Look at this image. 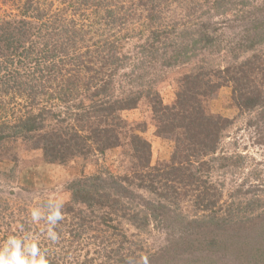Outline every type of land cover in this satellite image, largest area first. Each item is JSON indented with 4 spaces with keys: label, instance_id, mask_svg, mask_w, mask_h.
I'll return each mask as SVG.
<instances>
[{
    "label": "trees",
    "instance_id": "obj_1",
    "mask_svg": "<svg viewBox=\"0 0 264 264\" xmlns=\"http://www.w3.org/2000/svg\"><path fill=\"white\" fill-rule=\"evenodd\" d=\"M54 1L23 0L19 18L0 15V143L39 136L43 156L59 162L120 145L135 159L131 175L106 170L68 184L73 206L55 228L59 236L68 235L70 245L74 242L67 253H80L76 247L87 234L92 254L103 259L99 264H138V253H123L152 225L167 243L146 252L147 264H189L186 256L198 257L191 264H205L206 251L217 248L232 249L237 264H264L260 198H243L234 208L211 179L214 170L226 173L235 158L219 152L230 119L209 110L219 89L230 85L239 111L264 118V7L240 20L239 42L231 47L224 44L232 43L223 31L225 21L213 18L226 15L225 3L232 1L231 7L234 0H189V11L198 18L188 23L167 19L176 0H147L148 8L139 2L146 28L136 38L137 50L123 53L118 45L126 36L116 39L104 32L128 22L129 10L120 17L113 8L123 10L129 0H59L62 6L52 9ZM235 4L248 5L246 0ZM92 30L96 36L86 37ZM203 54L221 55L224 61L199 58ZM191 61L176 80L174 99L164 102L152 70ZM139 64L148 70L139 73ZM128 110H138L142 122L128 121L123 115ZM150 126L175 144L165 164L152 166L150 143L131 131ZM124 223L136 233L127 234ZM41 250L48 264H67L58 250Z\"/></svg>",
    "mask_w": 264,
    "mask_h": 264
},
{
    "label": "rangeland",
    "instance_id": "obj_2",
    "mask_svg": "<svg viewBox=\"0 0 264 264\" xmlns=\"http://www.w3.org/2000/svg\"><path fill=\"white\" fill-rule=\"evenodd\" d=\"M120 1V0H119ZM118 1V2H119ZM130 2L126 5L123 10L111 7L116 16H126V13H130V16H126L128 22L119 27H112L107 29L104 34L110 33L114 35L116 39H121L122 36H126V40L119 42V51L122 48L123 53H129L137 50L135 44H137L136 38L140 32H144V15L143 6L139 2L145 4V8H148L149 2L147 0H129ZM23 0H15L8 2L6 0H0V15L4 18H19V4ZM124 0L121 1V3ZM232 1H230L231 3ZM120 3V4H121ZM229 3V4H230ZM247 6L240 7L239 4H235L229 7V4L225 3L226 8H230L226 15H217L213 18V21L221 22L226 27L225 36L232 40V43H225L227 46H235L239 40L238 36L235 35L239 32L240 20H248L244 16H249L254 8L264 7V0H246ZM117 4V2H116ZM136 4V5H135ZM59 0L54 1L52 4L53 8L61 7ZM132 8L131 10L129 8ZM170 4L168 5V8ZM192 4L189 0H176L171 4L170 10L167 13V19L174 22H195L194 16L191 11ZM235 8V10H233ZM198 9V8H196ZM220 9H225L224 4ZM246 11V12H243ZM251 11V12H248ZM238 12V13H237ZM264 14V13H263ZM71 16V14L69 15ZM256 17V16H255ZM75 18H78L75 16ZM249 19V20H250ZM223 26V25H222ZM88 27V25H87ZM86 27V28H87ZM90 28V25H89ZM103 28V25L101 26ZM96 33L92 30L86 37H95ZM121 37V38H120ZM180 41V39H179ZM177 42V41H175ZM223 53V52H222ZM221 53V54H222ZM247 54H242L246 56ZM199 58L208 61H224V56L213 55H201ZM160 60V59H158ZM223 64V63H222ZM193 65V61L185 65H177L171 68L161 70V66L158 64L156 68L152 70L154 76V87L161 94L164 102H171L175 97L177 91L176 80L178 76L189 70ZM140 67L138 71L142 73L147 71L146 65H137ZM159 66V67H158ZM161 70V71H160ZM128 72V69L124 70ZM160 71V72H159ZM150 72V71H149ZM235 101L231 98V86H223L219 89L216 97L209 102V110L212 113L221 114L222 116L229 118L230 123L219 141V152L222 154L234 156V165L228 166L226 173L216 172L212 174L214 183H217L222 193V200L229 203L234 201L233 207L236 208V204L241 200L243 204V198L246 199L253 197V199L260 198V208H264V118L260 115L259 120L258 112H243L237 109ZM124 117L133 122H142V114L138 110H128L123 113ZM47 123H52L47 120ZM127 128L126 131H128ZM134 129V130H132ZM131 131L139 134L140 137L146 139L151 145V165L156 166L157 164H165L171 158V153L174 148V142L165 137H159L154 134V127H148L145 131L135 129L132 127ZM124 149L120 148V145L112 150H106L104 153L90 152L84 155H75L64 162L49 161L47 160L41 150L40 137H35L34 140H24L20 137L12 138L7 141L0 143V244H2L9 235L23 236L25 233L32 234L33 237L37 238L41 249H56L60 255L67 256V264H89L88 259L93 258L95 263L102 262V257L96 254H92L93 247L88 245V241L82 234L81 242L82 245L77 246V250L80 253L72 252L69 255L66 250L69 249L71 242L68 235L64 232L63 235L59 236L60 239L52 243L46 236V232L41 231L45 227L44 222L34 223L31 220L30 209L33 207L41 206L49 197H57L62 200L64 210L72 208V194L68 188V184L71 181L76 180L82 176H90L100 171H110L115 176L120 175H131V166L134 162V157L130 152L126 153ZM241 189L240 193H237V189ZM133 194L138 196L139 193L146 196V193L141 190L130 188ZM232 194H236L233 197ZM131 199L136 200L133 196ZM127 199H125L126 202ZM137 200L139 198L137 197ZM257 202V201H255ZM124 205H127L124 203ZM171 205V204H170ZM173 205V204H172ZM171 205V206H172ZM75 207V206H74ZM76 207H79L76 205ZM173 207V206H172ZM245 206H242L244 208ZM254 208H257L255 206ZM128 209V208H126ZM255 210L256 212L259 211ZM65 215L63 214V217ZM67 218V217H66ZM126 222V221H124ZM33 223L32 228L30 224ZM127 223V222H126ZM35 224V225H34ZM129 224V223H127ZM127 229V234L136 233V230L130 225L123 224ZM164 233L154 229L150 225V230L142 233L137 238L136 245L129 243L127 253H137L141 256L138 264H143L144 258L148 255L146 252H156L157 248L164 245L165 238ZM133 240L135 238H132ZM53 244V245H52ZM51 245V246H50ZM54 248L55 246H57ZM73 247V246H72ZM75 247H73L74 250ZM130 250H133L129 252ZM232 249L219 250L214 249L212 254L207 253L208 261L205 264H237L236 260L232 255ZM127 255V257H128ZM80 256V257H79ZM86 257V258H85ZM183 257V256H182ZM180 257V258H182ZM193 258L185 257V260ZM68 260V261H67ZM128 260V258H127ZM213 261V262H209ZM195 264V262L193 263Z\"/></svg>",
    "mask_w": 264,
    "mask_h": 264
},
{
    "label": "clouds",
    "instance_id": "obj_3",
    "mask_svg": "<svg viewBox=\"0 0 264 264\" xmlns=\"http://www.w3.org/2000/svg\"><path fill=\"white\" fill-rule=\"evenodd\" d=\"M63 202L57 197H49L41 206L30 209L31 220L34 223L44 222L41 231L46 232L47 238L55 243L60 237L55 231L62 214ZM0 264H48L45 253L41 250L37 238L30 233L23 236L9 235L0 244ZM129 264H132L130 261ZM143 264H147L146 258Z\"/></svg>",
    "mask_w": 264,
    "mask_h": 264
}]
</instances>
